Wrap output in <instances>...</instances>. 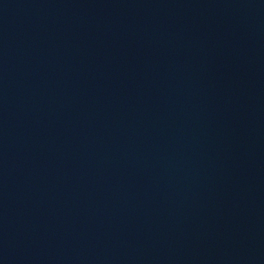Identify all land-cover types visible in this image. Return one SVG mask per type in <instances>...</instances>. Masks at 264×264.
Listing matches in <instances>:
<instances>
[{"label": "water", "instance_id": "95a60500", "mask_svg": "<svg viewBox=\"0 0 264 264\" xmlns=\"http://www.w3.org/2000/svg\"><path fill=\"white\" fill-rule=\"evenodd\" d=\"M0 264H264V0H0Z\"/></svg>", "mask_w": 264, "mask_h": 264}]
</instances>
